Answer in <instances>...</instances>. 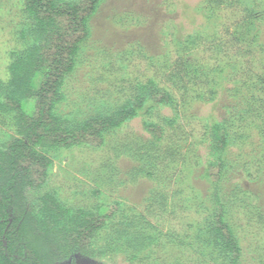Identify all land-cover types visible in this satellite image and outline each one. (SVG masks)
Returning <instances> with one entry per match:
<instances>
[{"label": "trees", "instance_id": "16d2710c", "mask_svg": "<svg viewBox=\"0 0 264 264\" xmlns=\"http://www.w3.org/2000/svg\"><path fill=\"white\" fill-rule=\"evenodd\" d=\"M20 1L24 18L15 28L18 46L8 51L5 77L0 78V125L13 132L11 140L0 139V264H60L74 253L92 259L124 253L130 262L143 263L145 259V264H187L188 261L192 264H264V244L256 242L255 249L250 251L254 256L244 252L233 217L239 213L248 220V225L256 226V235L264 234V76H260L262 80L252 75L243 78L240 67L247 64L240 62L244 56L232 54L230 48L220 58L239 56L236 63L218 66L194 61L195 57L187 60L194 77L200 80L210 77L215 87L207 95L199 93L201 99L214 98L217 87H224L227 82L232 86L226 88L231 102L222 103L224 115L218 119L208 115L210 124L205 126L209 128L206 133L209 136L203 177L211 190L208 205L205 207L200 201L198 209L206 212L201 219L188 221L185 230L164 231V223L159 220L161 213L171 210L168 198L173 193L170 197L167 195L163 171L153 156L164 135V125L151 119L143 120L150 136L149 144L144 146L146 143L141 142L135 150L124 148L115 154L116 158L133 156L140 161V166L134 167L130 175L126 174L130 180L145 178L152 182L147 195L136 203L138 206L130 205L124 196L87 207L71 205L56 190L40 192L47 185L53 159L73 147H104L105 138L113 130L136 116H150L156 107L173 108L174 98L155 79L148 78L145 82H134L132 92L124 95L121 104L105 109L110 111L80 117L78 113L84 108L80 109L79 104L94 100L97 110L104 104L96 99V95H101L97 84L106 80L105 73L99 70L100 77L85 74L90 83L85 82L88 86L83 89L68 88L69 79L84 60L83 43L90 35L87 19L103 0ZM260 1L205 0L197 7L203 13V23L185 36L193 47L204 39L210 45L211 41L215 42L214 46L223 45L222 36L227 31L224 35L213 33L212 26L217 23L215 8L237 4L242 7L245 31L236 32L235 40L246 42L245 32L256 38L260 32L256 23H264V7ZM187 49L177 47L176 52L183 54ZM166 53H161L162 57L166 58ZM119 59L122 61L124 56ZM101 66L106 68L107 63ZM94 88L100 91L92 94ZM71 91L73 95L69 96ZM176 122L175 116L165 118L168 127ZM236 124L244 127L242 134L247 138L252 135L257 138L260 151L247 161L232 164L229 153L237 143V136H241ZM229 170L241 172L262 193L252 194L238 182L232 190L223 192ZM29 191H33L32 196L28 195ZM92 194L99 196L102 192L93 189ZM102 230H105L101 238L104 242L96 246L94 242ZM157 247L163 252L152 256L153 248ZM164 250L169 251L167 255ZM185 250L190 252L188 256L181 255ZM248 255L251 260H247Z\"/></svg>", "mask_w": 264, "mask_h": 264}, {"label": "rangeland", "instance_id": "374dc122", "mask_svg": "<svg viewBox=\"0 0 264 264\" xmlns=\"http://www.w3.org/2000/svg\"><path fill=\"white\" fill-rule=\"evenodd\" d=\"M204 2L205 0L101 1L96 12L87 19L90 35L83 43L84 60L73 78L69 79L68 88L83 89L84 86H88L85 82L90 83L85 76L87 72L93 73L95 78L100 77L98 72H103L106 80L103 81L104 83L97 84L101 91L94 88L92 94L100 91L98 94L101 95H96V99L104 104L101 107L97 104L99 107L97 110L94 100L84 102L79 104L80 109L82 106L84 111L79 114L78 108L75 113H78L80 117L93 116L100 112L106 113L110 110L105 109H113L124 101V95L132 92L134 82H145L148 78L155 79L159 86L171 92L174 98L173 108L156 107L150 116L132 118L113 130L105 138L106 142L102 148L78 146L63 151L59 158L53 159L47 185L40 189V192L56 190L58 196L71 205L87 207L124 196L129 200L130 205L133 203L138 206L136 203L147 195L152 182L145 178L130 180L131 171L134 167L140 166V161L133 156L121 155L116 158L115 154L124 148L135 150L141 142L146 143L144 146L149 144L150 136L143 126V120L151 119L164 125V135L153 150L156 153L153 156L159 161V168L163 171L167 195L170 197L173 193V196L168 198L172 206L171 210L161 213L159 217V220L161 219L164 223L162 229L166 231L172 228L182 231L187 227L188 221L199 220L205 215L206 211L202 208L198 209V203L203 201L206 207L211 190L210 184L203 177L208 149L209 134H206L210 124L208 115L217 119L224 115L225 108L222 103L231 102L226 88L230 89L232 84L227 82L224 87H217L218 93L214 94L213 90L214 98L210 100L201 99L199 93L207 95L212 92L211 87L213 89L215 87L210 77L201 80L194 77L189 70V64L186 63L192 57L196 58L194 61L200 60L218 66L236 63L239 56L220 58V54L227 52L230 48L232 54L244 56L240 62L241 65L244 62L247 64L240 67L243 78L252 75L262 80L260 76H264V23H256L260 30L256 38L245 32L246 42L236 41L234 38L236 32L245 31V27L242 26V7L237 4L216 6L212 3L214 7L216 6L214 14L217 21L212 26L213 33L215 31L224 35V31H227V34L222 36L223 45L214 46V41H211L210 45L209 41H206L208 39L203 38V41H197L199 42L197 47H193L190 39L185 35L192 33L203 23V13L198 12L197 7L202 6ZM260 2L264 7V0ZM21 3L20 0H0V78L5 77L8 51L18 46L19 40L15 35L16 24L24 18ZM177 47L189 49L179 55L176 52ZM160 52H167L166 58L162 57L163 54L161 55ZM122 56L124 59L121 61L119 57ZM101 63H107V67L101 66ZM91 67L95 69L94 72L89 70ZM73 92H69V96H72ZM108 101L113 102L109 104ZM250 109L249 112H252L253 110ZM171 116H175L177 122L173 127H168L165 125V118ZM236 127L241 136H237V143L231 147L229 153L232 164L242 160L247 161L249 157L260 151L257 138L252 134L247 138V135L242 134L245 133L244 127H238L237 124ZM12 135L13 132L10 129L0 125L1 140L7 142L11 140ZM254 164H252L253 168ZM235 182L243 185L252 194L262 193L257 185L248 183L241 172L232 170L226 174L223 192L232 190ZM93 189H100L102 194L93 195ZM32 194L33 191L28 192L29 196ZM233 217L244 252L254 256L255 254L253 255L250 251L255 249L256 242L264 244V234L260 232L256 235V226L248 225V220L239 213L234 214ZM151 221L154 220L151 219ZM104 233L105 230H102L94 245H102L104 240L101 238ZM153 250L152 256L163 252L158 247ZM164 252V255H167L169 251L164 250ZM188 254L190 252L186 250L181 253L182 256H188ZM249 255L247 260H251ZM125 256L126 254L119 253L110 257L92 259L74 253L60 264H145L147 261L144 259L143 263H137V260L130 262ZM184 259L188 258L184 257ZM186 263L192 264L191 261Z\"/></svg>", "mask_w": 264, "mask_h": 264}]
</instances>
